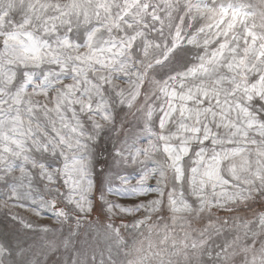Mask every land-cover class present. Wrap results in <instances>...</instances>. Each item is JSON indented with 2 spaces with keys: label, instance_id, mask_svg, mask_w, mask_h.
I'll list each match as a JSON object with an SVG mask.
<instances>
[{
  "label": "snow or ice",
  "instance_id": "1",
  "mask_svg": "<svg viewBox=\"0 0 264 264\" xmlns=\"http://www.w3.org/2000/svg\"><path fill=\"white\" fill-rule=\"evenodd\" d=\"M0 209V264L64 225L50 252L264 264V0H0Z\"/></svg>",
  "mask_w": 264,
  "mask_h": 264
},
{
  "label": "rangeland",
  "instance_id": "2",
  "mask_svg": "<svg viewBox=\"0 0 264 264\" xmlns=\"http://www.w3.org/2000/svg\"><path fill=\"white\" fill-rule=\"evenodd\" d=\"M249 2L258 3V0H249ZM2 211H4V209H0V212ZM15 211H19L22 215L35 219L34 217H31L30 214L24 209H17ZM45 215L47 216L48 214ZM220 215L223 216L226 214L221 212ZM240 215H245V212L241 211ZM38 222L41 224H46L54 229L60 227L56 225L52 219L46 218L39 220ZM117 223H119V220H117ZM69 228L70 225H64L63 233L56 231L50 232L47 235H44L40 232L19 235L14 230H9L6 238L11 240L19 239L23 243L24 247L30 248L27 258L34 259L35 264H72L76 252L81 254V258L86 256L87 264H102V262L103 264H107L108 255L105 243L103 241L94 240L90 234L85 235L87 231L85 228H81V235L74 239V249L66 251L62 246H60L55 252H50L46 247L47 241L54 240L59 245L63 236L68 234ZM177 231L179 230L177 229ZM125 237L129 244H131L134 240L144 239L143 236L133 232L131 229L125 232ZM93 256L95 257L94 260Z\"/></svg>",
  "mask_w": 264,
  "mask_h": 264
},
{
  "label": "clouds",
  "instance_id": "3",
  "mask_svg": "<svg viewBox=\"0 0 264 264\" xmlns=\"http://www.w3.org/2000/svg\"><path fill=\"white\" fill-rule=\"evenodd\" d=\"M107 264H108V262H107ZM121 264H123V260H121Z\"/></svg>",
  "mask_w": 264,
  "mask_h": 264
}]
</instances>
